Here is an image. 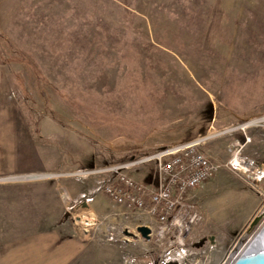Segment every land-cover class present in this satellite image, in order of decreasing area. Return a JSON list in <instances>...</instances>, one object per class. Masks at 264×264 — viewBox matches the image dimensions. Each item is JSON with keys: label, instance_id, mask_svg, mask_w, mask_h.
Here are the masks:
<instances>
[{"label": "rangeland", "instance_id": "obj_1", "mask_svg": "<svg viewBox=\"0 0 264 264\" xmlns=\"http://www.w3.org/2000/svg\"><path fill=\"white\" fill-rule=\"evenodd\" d=\"M193 141L219 169L188 232L103 192ZM240 147L264 168V0H0V264H235L264 228ZM229 197L240 223L203 230Z\"/></svg>", "mask_w": 264, "mask_h": 264}, {"label": "built area", "instance_id": "obj_2", "mask_svg": "<svg viewBox=\"0 0 264 264\" xmlns=\"http://www.w3.org/2000/svg\"><path fill=\"white\" fill-rule=\"evenodd\" d=\"M201 145L202 141H193L168 147L143 158L139 163L156 164L160 182L155 189L121 175L118 185H106L103 192L116 205L148 213L161 225L162 232L170 228L179 230V235L188 232L200 219V215L187 202V196L211 179L219 169ZM227 166L231 171L254 182L264 180V168L245 157L242 147L233 154Z\"/></svg>", "mask_w": 264, "mask_h": 264}, {"label": "crops", "instance_id": "obj_3", "mask_svg": "<svg viewBox=\"0 0 264 264\" xmlns=\"http://www.w3.org/2000/svg\"><path fill=\"white\" fill-rule=\"evenodd\" d=\"M198 193L199 192L195 193L192 191L188 195H189L190 199H194L195 197L197 198ZM217 201L222 203V204H219V206H221V207H220V209H215V210L206 212L205 218H207V223L203 227V230H205L207 232H209V231L213 232L214 234H216L220 237H223L227 230L230 231L233 229L234 226H236L235 223H240V221H241L240 216L235 217V214H232V212L234 213L236 210H238L239 209L238 207L241 206L244 201L247 202V199L240 198V197H229V198H220V199H217ZM224 205H226L228 207L227 208L222 207ZM244 212H245V217H248V213L246 212V210H244ZM238 213H242V210L239 209L237 214ZM244 220H245V218H244ZM238 226H240V225H238ZM240 228H241V226H240ZM202 233H204V232L195 231L193 233V235H194L193 238L201 236ZM213 238H215V237H213ZM218 242H220V241H218ZM226 259H228V257L225 258V260ZM210 260H211V262L209 261V263H215V264H223V262L225 261V260L224 261L221 260V257L218 259V257H216V256H214V258L211 257Z\"/></svg>", "mask_w": 264, "mask_h": 264}, {"label": "bare ground", "instance_id": "obj_4", "mask_svg": "<svg viewBox=\"0 0 264 264\" xmlns=\"http://www.w3.org/2000/svg\"><path fill=\"white\" fill-rule=\"evenodd\" d=\"M262 262H264V228L235 264H261Z\"/></svg>", "mask_w": 264, "mask_h": 264}, {"label": "water", "instance_id": "obj_5", "mask_svg": "<svg viewBox=\"0 0 264 264\" xmlns=\"http://www.w3.org/2000/svg\"><path fill=\"white\" fill-rule=\"evenodd\" d=\"M38 178H40V177L31 176V177H26L24 179L32 180V179H38ZM138 231L141 233L143 238L150 240V235H151L152 231L148 227H140L138 229ZM261 264H264V262H262Z\"/></svg>", "mask_w": 264, "mask_h": 264}, {"label": "flooded vegetation", "instance_id": "obj_6", "mask_svg": "<svg viewBox=\"0 0 264 264\" xmlns=\"http://www.w3.org/2000/svg\"><path fill=\"white\" fill-rule=\"evenodd\" d=\"M237 251L235 252V255H236Z\"/></svg>", "mask_w": 264, "mask_h": 264}]
</instances>
